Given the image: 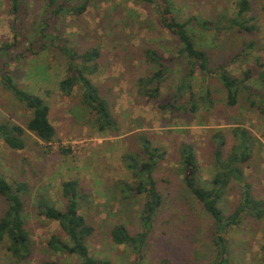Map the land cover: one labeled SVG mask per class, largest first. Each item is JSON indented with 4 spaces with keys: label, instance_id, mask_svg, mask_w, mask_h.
<instances>
[{
    "label": "rangeland",
    "instance_id": "rangeland-1",
    "mask_svg": "<svg viewBox=\"0 0 264 264\" xmlns=\"http://www.w3.org/2000/svg\"><path fill=\"white\" fill-rule=\"evenodd\" d=\"M47 1L22 0L20 13L14 14L10 1L0 0V66L10 69L21 87L47 100L58 134V140L47 143L27 131L23 149H12L0 138V174L12 184L25 181L30 186L24 198L33 241V255L22 263H17L5 243L2 244L0 264H41L47 258L75 261V257L49 250L48 240L53 234H62L65 239L67 235L57 220L38 212L39 198L62 208L63 182L73 178L80 181L87 195L81 211L95 227L89 238L91 253L114 264H130L135 258L132 249L115 244L110 229L114 224L124 223L132 234L140 230L143 198L123 199L116 190L117 182L134 181L123 155L135 152L138 144L131 137L140 131L150 133L153 142L164 145L168 152L155 172L165 202L150 233L143 264H210L215 255L213 219L187 188L173 143L185 140L195 144L200 177L206 184L212 173L211 136L216 130L225 129L231 145V122H242L241 126L258 138L251 168L246 167V172L252 176L256 193L264 196V117L247 108L242 99L236 106H229L217 79L211 81L214 104L210 108L205 106L196 113L160 111L158 103L167 100V93L174 92L187 72L185 60L177 61L171 77L164 81L162 98L145 103L136 84L137 77L150 70L142 51L152 46L165 56L173 52L177 55V38L160 21L157 2L148 5L136 0H91L82 14L68 13L57 19L58 31L67 43L81 51L95 43L102 49L101 70L92 78L110 103L117 129L100 132L90 120L92 114L79 103L82 90L76 89L72 95L60 90L59 83L67 75L65 57L52 47L40 52L30 44L33 38L40 37L38 30L44 27L41 17ZM170 1L178 19L194 17L209 21L210 28L196 24L195 20L189 29L198 46L209 52L213 67L225 63L233 75L242 76L249 66L256 67L257 57L264 59V0H249L251 9L247 17L251 18L248 24L255 25L252 31L234 24L240 0ZM250 41H255V46L246 48ZM6 44L12 47L5 48ZM202 83L197 72L193 84L198 95L203 92ZM248 84L253 89L264 88L262 81L254 78ZM30 116L31 112L0 80V122L11 119L26 126ZM62 147L70 151L60 152ZM238 197L237 189H233L223 199L226 214L233 211ZM6 208L7 201L0 195V216ZM227 238L230 264L262 263L264 220L233 226Z\"/></svg>",
    "mask_w": 264,
    "mask_h": 264
},
{
    "label": "trees",
    "instance_id": "trees-1",
    "mask_svg": "<svg viewBox=\"0 0 264 264\" xmlns=\"http://www.w3.org/2000/svg\"><path fill=\"white\" fill-rule=\"evenodd\" d=\"M14 14L21 11L22 0H9ZM91 0H48L41 19L44 27H40L39 38H33L30 44L38 51H46L50 47L58 50L65 57L67 75L59 83L60 90L65 95L74 94L75 90H82L80 104L89 111L90 120L95 123L100 132L115 131L117 120L112 112L107 98L93 80V76L101 70L103 56L99 44L95 43L81 51L73 44L67 43L60 34L58 16L68 13L82 14L86 11ZM145 4L157 2L159 19L177 38L176 54L173 52L165 56L160 50L152 46L142 51L143 61L150 69L147 74H141L136 79L138 94L145 103L157 102L162 98L164 81L171 77L175 63L185 60L187 72L178 81L174 92L167 93V100L158 103L162 112L183 110L196 113L203 107L210 108L214 104L211 81L220 80L227 96V104L236 106L242 99L253 112L264 117V88L253 89L248 84L253 78L264 84V59L257 57L256 67L249 66L242 76L233 75L227 64L220 63L213 67L210 64L209 52L200 48L190 32L189 24L196 20L210 28L209 21H200L189 17L180 20L173 12L170 0H136ZM28 4L25 1V5ZM251 9L249 0L238 2V11L234 17V24L242 30L252 31L254 24H248L247 17ZM20 17V16H18ZM195 23V22H193ZM16 30V25L13 27ZM59 30V31H58ZM18 35H16L17 37ZM19 38H21L19 36ZM255 41L246 44V48L255 46ZM12 45L6 44L5 48ZM32 48H29L31 51ZM26 49L25 52H29ZM23 53V52H22ZM25 54V53H24ZM1 63V62H0ZM200 72L203 83V92L198 95L194 89L193 79ZM0 80L5 89L31 112V116L23 126L11 119L0 122V138L12 149H23L26 146L24 136L27 131L34 133L39 139L52 143L58 140L56 126L50 118V105L47 100L34 94L19 85L10 69L0 66ZM165 97V98H166ZM233 144L229 145L228 134L225 129H218L211 136L213 142V163L211 178L202 182L200 177V163L198 161L195 144L185 140L174 142L175 153L179 162V171L184 176V182L191 193L202 203L205 210L211 215L214 223L212 232L215 255L210 264H230V244L227 232L233 226L244 222L259 223L264 220V196L256 193L252 176L247 174L246 167L251 168V159L257 147L258 138L250 129L241 126L242 122H231ZM137 141L134 151H127L123 159L132 174L133 182L122 180L116 183L123 199L143 198L140 210V230L132 234L124 223H117L110 229V236L115 244H124L130 247L135 258L130 264H143L145 248L155 220L165 202V196L158 186L155 172L167 158V149L164 145L154 143L153 136L147 131H140L131 137ZM70 150L60 148V152ZM237 189L238 200L230 213H225L222 207L223 199L230 191ZM65 204L62 208L51 205L44 198L38 199V212L49 219L57 220L67 239L62 234H53L48 240V248L52 253H63L75 257V261L63 262L59 259H44L41 264H114L108 258L95 256L91 253L89 238L95 227L88 221L81 211L87 195L80 187L78 179L63 182L62 189ZM30 186L25 181L11 183L0 174V195L7 201V208L0 216V246L5 243L8 252L17 263L29 260L33 255V241L27 226L25 196L29 194ZM261 264H264V243L261 245Z\"/></svg>",
    "mask_w": 264,
    "mask_h": 264
}]
</instances>
